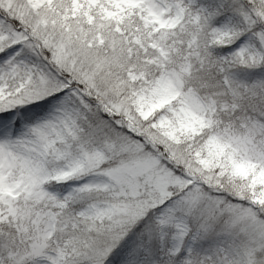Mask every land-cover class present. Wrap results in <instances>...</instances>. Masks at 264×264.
Here are the masks:
<instances>
[{
	"label": "snow or ice",
	"instance_id": "snow-or-ice-1",
	"mask_svg": "<svg viewBox=\"0 0 264 264\" xmlns=\"http://www.w3.org/2000/svg\"><path fill=\"white\" fill-rule=\"evenodd\" d=\"M0 264H264V0H0Z\"/></svg>",
	"mask_w": 264,
	"mask_h": 264
}]
</instances>
